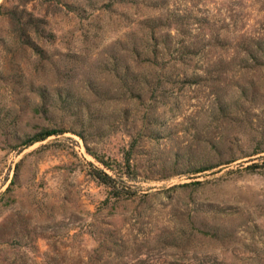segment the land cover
Segmentation results:
<instances>
[{"label":"rangeland","instance_id":"obj_1","mask_svg":"<svg viewBox=\"0 0 264 264\" xmlns=\"http://www.w3.org/2000/svg\"><path fill=\"white\" fill-rule=\"evenodd\" d=\"M0 264H264V0H0Z\"/></svg>","mask_w":264,"mask_h":264},{"label":"trees","instance_id":"obj_2","mask_svg":"<svg viewBox=\"0 0 264 264\" xmlns=\"http://www.w3.org/2000/svg\"><path fill=\"white\" fill-rule=\"evenodd\" d=\"M54 133H57V130H45V131H42L40 133H38L37 135H35L28 143V145H31L33 144L35 141H39V140H44L46 139L48 136L54 134ZM93 156H95L96 158H98L101 162L105 163L104 159L103 158H99L96 154L92 153ZM128 165L130 166V162L128 160ZM207 168H203L199 171H204L206 170ZM93 173L94 175L103 183L107 184L108 186L112 188H115V189H112V191H116V181L115 179L113 178V176L111 174H109L108 172H106L104 169L102 168H98V167H95L94 170H93Z\"/></svg>","mask_w":264,"mask_h":264}]
</instances>
